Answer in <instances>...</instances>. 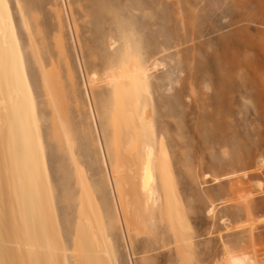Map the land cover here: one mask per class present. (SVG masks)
Masks as SVG:
<instances>
[{
  "label": "rangeland",
  "instance_id": "1",
  "mask_svg": "<svg viewBox=\"0 0 264 264\" xmlns=\"http://www.w3.org/2000/svg\"><path fill=\"white\" fill-rule=\"evenodd\" d=\"M2 16L0 264H48L47 239L54 264H264V0H0ZM132 60L148 68L153 103L145 212L119 171L118 129L131 132L134 114L128 98L119 120L117 87ZM20 98L38 149L31 211L10 160Z\"/></svg>",
  "mask_w": 264,
  "mask_h": 264
},
{
  "label": "bare ground",
  "instance_id": "2",
  "mask_svg": "<svg viewBox=\"0 0 264 264\" xmlns=\"http://www.w3.org/2000/svg\"><path fill=\"white\" fill-rule=\"evenodd\" d=\"M2 8H3V6H2ZM10 34H11V31H10V27H9L8 17L7 16H2V18H1V26H0V94L3 93V91L6 89V87L10 83L9 82V79H10V73H9L10 64H9V61H8V49H7V45H6V41L9 39ZM120 76L121 77L119 79V84H118V87H117V93L119 95V101H120V105H119V120L121 121V119L124 118V117H126L127 120L129 119L127 117L128 116L127 114H129L128 113L129 111L127 110V107H126V104H125L126 101H128V100H130L129 101L130 103L132 102V104H131L132 106L130 105L131 108L128 106V109L130 110V109L133 108V110H131L132 113L130 115H132V114H134V116L136 115L135 116L136 120H135L133 115H132L133 116L132 118L129 116L132 119V122L128 121V123L130 122L129 126H131V130H132L131 132H128L129 130H127L124 127V126H128V125L125 124L123 126V124L121 125L119 123L120 130L122 129L121 126L124 127V129H125V130H122V131H125V133H122L121 131H119V129H118V133H117L118 159H119V164H120V170L119 171L122 172V170H125L121 174V179L124 177V173L126 174V170L130 171V172H127L128 173V178H130V180L127 179V181H128V183H129V181L132 182V183L134 182V184L129 183V185L131 184V185H133L135 187L134 189H136V188L138 189L139 197H138L137 193H136L137 197L135 195V197L137 198L136 199L137 200V205L141 206L143 208L144 212H145L147 207L149 208L151 205L152 206L150 208L153 207V204H154V202L156 200V193H157L156 171H155V157H156L155 156V149H154V145L152 143V140L150 142V141L146 140L147 138L149 139V137L145 138V136L148 135L147 134L148 127H146V125L148 124L147 123L148 120L151 119L150 118V114L153 113L152 112V109H153L152 107L153 106H151L153 103H150L151 99H150V102H149L148 98H147V96L148 97H150V96L149 95L145 96V94H144V91L146 92V89L148 87V81H149V79H148L149 78L148 77V68L143 66V63L141 61L132 60L123 69V71H122ZM126 99H128V100H126ZM124 100H126V101H124ZM0 107H1V103H0ZM125 108L127 110L126 111L127 112L126 116L124 115L125 113H123L125 111ZM0 114H1V110H0ZM8 116L9 115H7V118H8ZM11 119H12V123H11L12 124L11 125V129L12 130H10L11 133H10L9 136H11V134H13L11 139H12V142H13V145H12L13 147L12 148L15 149V154L13 153L14 155H12V153H11V156L12 157L14 156V160L13 159H10V160L15 161V164H17L16 166L18 168V173L20 172L22 185H20L19 184L20 182H18L17 185L19 184V186L17 188L20 189V187L22 188V186H23V188H22L23 190L22 189L21 190H22V192H24V194L22 192H21V194L23 195L24 199H22V201L23 200L25 201V205L23 204L22 207L26 206L27 210H29L30 209L29 206L30 207L33 206V203L31 202V205H30V202H28L29 199H32L28 195L31 194V193H34V192L30 193V190L33 189L32 186H34L35 182L33 183L32 178H30L32 176H28V175H30L32 173L35 174V171L37 170L36 169V165H35L37 163L34 164V161H35L34 158L36 156L35 157L33 156V154H34L33 151L35 150V148L37 146L35 145L36 147H33L34 142L36 141L34 139L35 136H36V135H34L36 130H35L34 126H33V122H32V119H31V110H30V107L28 105L27 99L20 98V99H18L16 101V105L14 107V113H13ZM122 122H123V119H122L121 123ZM125 122H126V119H125ZM0 124H1V122H0ZM149 128H151V126ZM149 133H150V135H148V136H151L152 132L150 131ZM123 137H125V139H123ZM151 139H153V138L151 137ZM122 141L125 143L124 145L122 144L123 143ZM11 144L12 143H10V145ZM122 145L124 146L123 148L125 149L126 154L129 156L128 160H127V156L125 155L124 151H123V153L121 151L122 150V147H121ZM9 148H11V147H9ZM11 151H13V150H10V152ZM36 151H38V149H36L35 152ZM123 154L125 155V158H124ZM3 159H5V158H3ZM39 159H40V157H39ZM41 159H43V158H41ZM129 160H130V164L127 165ZM37 162H40V161H37ZM124 162H126V164ZM42 163H43V161H42ZM12 165H13V163H12ZM124 166H126V167L124 168ZM128 166L130 167V169H129ZM44 167L45 166L43 165V168ZM127 167H128V169H127ZM16 171H15V174H16ZM13 172H14V168H13ZM46 174L44 173L43 176L46 175ZM16 175H18V174H16ZM126 175H125V177H127ZM37 176H38V174H37ZM43 176H40L41 179H42ZM125 177H124V181L126 182V180H125L126 178ZM16 178L14 179V181L16 180ZM43 180L45 181L44 177H43ZM35 185H37V184H35ZM126 185H127V183H126ZM131 185H130V187H132ZM14 186H16V185H14ZM42 186H44V185H42ZM124 187H126V186L124 185ZM127 187H128V185H127ZM127 187L124 188V189L128 190ZM129 189H131V188H129ZM134 189L132 191L130 190L129 192H133ZM126 190H124L125 191L124 192V196L125 197L130 195V194L127 195V191ZM40 191H39V194H40ZM14 194H16V193H14ZM19 197H22V196H19ZM35 198L37 199V196ZM132 198L135 199L134 196L132 197V193H131V196H128V199L125 198L126 201H125L124 205L127 206V204H126L127 201L129 199H132ZM133 202H135V201H133ZM129 204H130V202H129ZM130 205H129V207H130ZM37 206H38V209H39L40 213L42 214V212H41L42 205H41L40 199H38ZM142 208H141V210H142ZM25 209H23V210H25ZM27 210H25L24 212H26ZM31 210H32V208H31ZM31 210H29V211H31ZM34 210L36 211V209H34ZM143 210H142V212H143ZM151 210L153 211V209H151ZM128 212L129 211H127V213ZM30 213H28V216H29ZM32 213H35V212L33 211ZM25 217H26V215H25ZM27 217H26V219H27ZM40 217H42V216H40ZM35 218H36V221H37V217H35ZM40 220L43 221L42 218ZM33 224H34L35 227L37 226L36 223H33ZM38 226H40V225H38ZM30 227H31V225H30ZM40 228H37V230L40 229ZM37 230H34V231L36 232ZM40 232H41V230H40ZM32 233H34V232H32ZM34 235H32V236L34 237ZM38 237L39 236H37V238ZM34 240L37 241L36 237H35ZM45 243H46L45 247L41 246L40 248H45L46 249L44 251L46 252L45 256H47L48 257L47 259H49V263L48 264H54V260H55V256H56L55 252L56 251L54 252L53 246H52L51 241L49 239H47L45 241ZM33 246H31V247H33ZM38 246L39 245L36 246L37 250L39 249ZM38 251H40V250H38ZM249 257H250V259L246 255H238V254L230 255L228 264H251L250 262H252V261H250V260L252 258H251V256H249ZM37 264H38V262H37ZM252 264H253V262H252Z\"/></svg>",
  "mask_w": 264,
  "mask_h": 264
}]
</instances>
